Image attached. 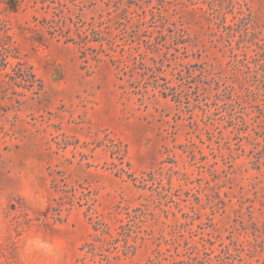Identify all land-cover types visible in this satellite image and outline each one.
Returning a JSON list of instances; mask_svg holds the SVG:
<instances>
[{"label": "rangeland", "instance_id": "obj_1", "mask_svg": "<svg viewBox=\"0 0 264 264\" xmlns=\"http://www.w3.org/2000/svg\"><path fill=\"white\" fill-rule=\"evenodd\" d=\"M0 7V264H264V0Z\"/></svg>", "mask_w": 264, "mask_h": 264}, {"label": "trees", "instance_id": "obj_2", "mask_svg": "<svg viewBox=\"0 0 264 264\" xmlns=\"http://www.w3.org/2000/svg\"><path fill=\"white\" fill-rule=\"evenodd\" d=\"M1 14V7H0ZM5 21L0 17V69L11 68L12 72L16 75L17 78L21 79L20 86L27 89L28 91L37 93L36 77L33 73L27 72L23 67V64L13 65L9 60L11 57L9 46H6L4 37H7L5 34L6 31ZM21 94V93H20Z\"/></svg>", "mask_w": 264, "mask_h": 264}]
</instances>
